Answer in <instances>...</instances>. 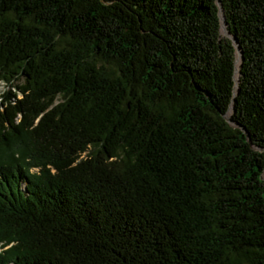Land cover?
I'll list each match as a JSON object with an SVG mask.
<instances>
[{"label": "trees", "instance_id": "trees-1", "mask_svg": "<svg viewBox=\"0 0 264 264\" xmlns=\"http://www.w3.org/2000/svg\"><path fill=\"white\" fill-rule=\"evenodd\" d=\"M216 2L0 0V264H264V0L237 79Z\"/></svg>", "mask_w": 264, "mask_h": 264}, {"label": "water", "instance_id": "water-1", "mask_svg": "<svg viewBox=\"0 0 264 264\" xmlns=\"http://www.w3.org/2000/svg\"><path fill=\"white\" fill-rule=\"evenodd\" d=\"M220 0H217V4H218V6H219V15H220V17H219V19H220V23H221V28H222V26L224 25L225 27L227 26V22H226V20H225V16H224V14H223V12H222V7H221V5H220ZM222 14V15H221ZM226 35L233 41V43H234V45H235V47H236V49H237V51H239V53L241 54V51H240V46L238 45V41L236 40V38L235 37H233V36H231L230 35V33H229V31L227 30V28H226ZM231 107H232V105H231ZM227 121H229V122H231V120H229V119H227Z\"/></svg>", "mask_w": 264, "mask_h": 264}, {"label": "bare ground", "instance_id": "bare-ground-1", "mask_svg": "<svg viewBox=\"0 0 264 264\" xmlns=\"http://www.w3.org/2000/svg\"><path fill=\"white\" fill-rule=\"evenodd\" d=\"M222 15V14H221ZM222 30H224V31H226V27L223 25L222 26V28H221ZM226 33V32H225ZM237 54H238V56H237V60L235 61L236 62V69H235V73H236V76H234L235 77V79H237V76H238V69H239V61H240V55H239V52L237 51ZM230 114H231V108H230V110H229V113H228V118L230 117Z\"/></svg>", "mask_w": 264, "mask_h": 264}, {"label": "rangeland", "instance_id": "rangeland-1", "mask_svg": "<svg viewBox=\"0 0 264 264\" xmlns=\"http://www.w3.org/2000/svg\"><path fill=\"white\" fill-rule=\"evenodd\" d=\"M221 34H222V35H226V33H225V31H224V30H222V31H221Z\"/></svg>", "mask_w": 264, "mask_h": 264}]
</instances>
